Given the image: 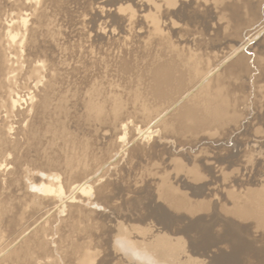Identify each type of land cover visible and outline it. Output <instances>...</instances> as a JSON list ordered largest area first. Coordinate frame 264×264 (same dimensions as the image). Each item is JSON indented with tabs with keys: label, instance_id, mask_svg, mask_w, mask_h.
<instances>
[{
	"label": "rangeland",
	"instance_id": "obj_1",
	"mask_svg": "<svg viewBox=\"0 0 264 264\" xmlns=\"http://www.w3.org/2000/svg\"><path fill=\"white\" fill-rule=\"evenodd\" d=\"M250 1H257L258 18L245 22L236 39V21L226 6L231 0H181L177 14L161 8V35L155 43L148 0H0V164L6 163L0 171V264H81L83 257L91 264H264V54L257 68L252 57L247 60L251 71L246 76L251 77L245 83L256 84L247 87L249 92L242 96L234 87L237 81L221 83L222 97L212 108L229 110L219 111L216 119L222 123L215 119L213 129L190 130L184 120L185 130L160 128L139 142L137 133L159 109L151 97L128 103L134 86L155 85L158 58L172 64L171 81L163 84H170V92L179 84L190 89L179 93L174 107L183 93L196 94L208 78L199 82L202 73L220 65L218 72L233 49L263 37L264 0ZM42 91L47 96L40 114L30 122L19 119L26 107L13 100L37 101ZM113 104L122 107L115 112ZM102 106L107 109L99 116ZM49 109L57 118L52 125L43 123ZM51 126L55 137L48 147L49 135L43 138L42 128ZM133 145L139 148L129 152ZM41 172L69 179L59 184L58 193L54 183L49 199L103 173L99 181L112 184L101 194L107 192L110 200L103 209L90 208L102 210L108 219L97 224L77 213L63 223L68 207L56 215L55 196L40 203L27 195H46L29 184ZM177 200L196 205L192 211L180 210Z\"/></svg>",
	"mask_w": 264,
	"mask_h": 264
},
{
	"label": "bare ground",
	"instance_id": "obj_2",
	"mask_svg": "<svg viewBox=\"0 0 264 264\" xmlns=\"http://www.w3.org/2000/svg\"><path fill=\"white\" fill-rule=\"evenodd\" d=\"M148 1H150V6H151V8H152V14H150L151 16H150V18H151V24L150 25H152V29H153V37L152 38H154V40H153V42H155V43H157V40L159 39L158 37H160V35H161V30H160V22H159V13H160V11H162V10H160L161 8L162 9H164V8H166L167 7V9H168V11H169V9H170V12H172V13H176L177 14V12H179V11H181L182 10V8L183 7H181V5L183 4V2H181V0H148ZM214 1H216V0H214ZM256 2L257 1H250V0H231V2H227V4H226V6L227 7H230L229 8V15L231 16V18H233V20H235L236 21V36H234L235 37V39L238 37V35L240 34V31L242 30L241 28H243V24H245V22H247V21H250V20H254V19H256V18H258V12H257V5H256ZM160 4H164V6L163 7H160ZM244 6V8H247V11L246 12H242V7ZM246 10V9H245ZM208 11V10H207ZM244 11V10H243ZM194 13V12H193ZM201 13V12H200ZM263 13V12H262ZM177 17H179V16H177ZM260 17V16H259ZM178 20V19H177ZM231 20V19H230ZM21 24V26H23V27H25L24 25H25V21L24 20H21V22H20ZM264 27V26H263ZM233 28V27H232ZM260 30H262V27L260 28V29H256V31L254 32V34L255 33H257L258 31H260ZM252 36V35H251ZM259 39V38H258ZM248 41V42H247ZM246 42L244 41V42H242V44L240 45V46H238V47H236V49H233V51L231 52V54H230V58H229V61L227 60V62L225 61V64H223L224 66L216 73L215 72V68L217 67H219V66H215V67H213V68H210L208 71H206V72H204V73H202L201 75H200V78H199V82L203 79V78H206V77H208V78H206L207 79V81H206V83H204L203 84V82H202V84H203V86H201V84L199 85L201 88H199V86H198V91H197V93L196 94H193V95H190V94H187L186 95V97H185V93H183L184 94V98H183V100L181 99V103H178V105L176 106V107H174L173 105L181 98V96L179 97V93L180 92H182L184 89H185V92L187 93V91H189V90H187L186 88H187V86L188 85H181V84H179V85H176L175 87H172L173 88V90L174 91H172V92H170L169 90H168V87L170 86V84L169 85H163L164 83L166 84V83H168L169 81H171V78H170V72H171V68H172V64L170 63V60H168V58H166L167 59V61L168 62H166L165 60H163V63H160L159 62V58H158V62H154V64H156V65H154V68H153V84L155 83V85H138V86H134V88H133V91H132V98H131V101H129L128 103H130L131 105H135V103H137L138 101H140V99L141 98H144V100H145V98L147 99L148 97H151V98H153V100L152 101H150L151 103L152 102H155V103H157V106H158V109H159V112H157L156 114V117H155V119H153V117H152V120L153 121H151L150 120V122H152V123H150V125L143 131V130H140L141 128V126L139 127L140 129V131L137 133V135H138V139H139V142H140V140L142 141V140H145V138H148V139H150V137L152 136L153 137V135L155 136V133H157L158 132V130L160 129V128H162V132H164L166 129H171V130H174V131H182V130H185V129H181L182 128V125H184V124H181L182 122L181 121H183L184 122V120L186 121V120H188L189 122H190V125L188 124L187 125V127H184V128H188V129H190V130H194V129H198L199 127H202V125H203V127L204 126H209L211 129H213L212 128V124H216L218 121H220L221 122V120L220 119H216V118H218L219 117V115L221 116V114H219V111H223L224 112V110H225V112L227 111V110H229V109H227V108H224L223 109V107L222 106H224V105H222V99H221V103H220V105H222L221 107H222V109L223 110H214L213 108H212V103H214L213 101H215V100H217L218 99V101H219V99L222 97V92H223V90L220 88L221 86V83H223V82H228V80H230V82H232V81H237V83L236 84H234V87L235 88H237L238 90H240V91H242V96H243V91H245L246 89H248V88H252L253 87V83H254V81L253 82H251L250 83V86L247 84V83H245V79H247L250 75H248V77L246 76L251 70V68L249 67V66H247V67H249V69L246 67V63H247V60L250 58V57H252L251 58V60H252V62L255 64L254 66H256V68H257V66H259L258 64H259V62H260V55L261 54H264V35H263V37L262 38H260V40L259 41H257V42H255V43H253V42H251L252 40H247ZM251 50H253V53H251L250 54V51ZM248 53V54H247ZM249 55V56H248ZM155 56H157L156 54H155ZM154 56V61H155V59L157 60V57H155ZM124 60V59H123ZM264 60V59H263ZM161 61V60H160ZM175 62H173V64H174ZM248 63H249V60H248ZM192 64V63H191ZM133 65V64H132ZM218 65V64H217ZM222 65V64H221ZM188 70V69H187ZM196 70V69H195ZM253 70V69H252ZM254 70H256L255 68H254ZM173 71V70H172ZM258 71V70H257ZM196 72H197V70H196ZM180 72H178V74H179ZM263 72H261L260 71V75L262 74ZM171 74H172V72H171ZM256 74H257V72H256ZM259 74H257L256 76L257 77H255V78H253L255 81H258L261 77H260V75ZM252 75V74H251ZM173 76V75H172ZM171 76V77H172ZM175 76V75H174ZM179 77V76H178ZM247 77V78H246ZM251 77V76H250ZM174 78V77H173ZM177 78V77H176ZM183 80V79H182ZM205 80V79H204ZM179 81V80H178ZM184 81V80H183ZM248 82V81H247ZM184 83V82H183ZM256 83V82H255ZM226 84V83H225ZM248 85V86H247ZM256 85V84H255ZM254 85V86H255ZM172 86V85H171ZM174 86V85H173ZM222 86H223V84H222ZM233 86V85H232ZM225 87V86H224ZM248 87V88H247ZM192 88V87H191ZM233 88V87H232ZM234 88V89H235ZM255 88V87H254ZM224 89V88H223ZM225 89H227L226 87H225ZM230 89H231V87H230ZM187 90V91H186ZM197 90V89H196ZM228 90V89H227ZM194 91V90H193ZM231 91L234 93V91L231 89ZM251 91V90H250ZM253 91V90H252ZM229 92V91H228ZM231 92V93H232ZM236 92H238L237 90H236ZM245 92H249V89L247 90V91H245ZM244 92V93H245ZM194 93H195V91H194ZM239 94V93H238ZM154 97H153V96ZM190 95V96H189ZM223 95H224V93H223ZM228 95H230V92L227 94V96ZM232 95V94H231ZM236 95H237V93H236ZM37 96H39L38 98V100L37 101H33V99H28V97H25V98H23V99H20V102L19 101H17L16 99L15 100H13V105H16V104H18V106L20 107V105H23L24 107H26V110H21L20 112H18V116H19V119L20 118H27V121L28 122H30L32 119H34V118H36L39 114H40V110L42 109V106L44 105V99L46 98V96H47V94L46 93H44L43 91H42V95L41 94H37ZM226 95H224L223 96V98L225 97ZM241 96V95H240ZM179 97V98H178ZM229 97V96H228ZM235 97V96H234ZM234 97H232L231 98V100L234 98ZM237 97V96H236ZM241 98H244V97H241ZM239 99H240V97H239ZM247 99V98H246ZM172 101V100H174V101H172V103L170 104V105H168V106H166L167 105V103H169V101ZM148 101V100H147ZM227 101V100H226ZM225 101V103H226V105H227V102ZM237 101V100H236ZM256 101V100H255ZM125 102H127V101H125ZM242 102H243V99H242ZM242 102H241V104H242ZM247 102H248V100H247ZM247 102H246V104L245 105H247ZM128 103L126 104V105H128ZM149 103V102H148ZM232 103V102H231ZM234 103H236V102H234ZM251 103V102H250ZM139 104V103H138ZM145 104V103H144ZM143 104V105H144ZM154 104V103H153ZM233 104V103H232ZM238 104V103H237ZM244 104V103H243ZM253 104V103H252ZM114 105V104H113ZM147 105V104H146ZM149 105H152V104H149ZM230 105V104H229ZM22 106V108H24ZM154 106V105H153ZM173 106V107H172ZM219 106V105H218ZM233 106V105H232ZM231 106V107H232ZM239 106H240V104H239ZM252 106V105H251ZM112 107V106H111ZM122 107V104H116V105H114V111L116 110V108L117 109H120ZM139 107H141V106H139ZM225 107H227V106H225ZM235 107V106H234ZM250 107V106H249ZM130 108V107H129ZM128 108V109H129ZM136 108V107H135ZM138 108V107H137ZM136 108V109H137ZM142 108V107H141ZM147 108V107H146ZM152 108V107H151ZM155 108H156V105H155ZM216 108V107H215ZM228 108H230V107H228ZM241 108V107H240ZM21 109V108H20ZM25 109V108H24ZM105 109H107L105 106H102V107H100V108H98L97 109V112H96V114L97 115H99V116H102V114H103V111H105ZM139 109V108H138ZM148 109H150V108H147V111L146 112H149L148 111ZM157 108L155 109V111L156 110H158ZM218 109H221V108H218ZM243 109V107L241 108V110ZM245 109V108H244ZM28 110V112L29 113H26V114H24V112H26ZM112 110V109H111ZM131 110V109H130ZM135 110V109H134ZM139 110H141V109H139ZM153 110V114H155L154 113V108L152 109ZM214 110V111H213ZM231 110V109H230ZM235 110H238V109H235ZM240 110V111H241ZM117 111V110H116ZM115 111V112H116ZM145 111V110H144ZM239 111V112H240ZM111 112V111H110ZM137 112V111H136ZM141 112V111H140ZM223 112H222V114H223ZM224 112V113H225ZM113 113V112H112ZM139 113V112H138ZM137 113V114H138ZM151 113V112H150ZM230 113V112H229ZM238 113V112H237ZM236 113V114H237ZM240 113H242V112H240ZM240 113H238V115L240 114ZM244 113V112H243ZM107 114H109V112H107ZM226 114V113H225ZM104 115V114H103ZM110 115V114H109ZM112 115V114H111ZM144 115H145V112H144ZM144 115H142V116H144ZM147 115H149V114H146L145 116H147ZM228 115V114H227ZM231 115H232V113H231ZM229 117H230V115H228ZM97 117V116H96ZM150 115L147 117V118H149L150 119ZM226 118V117H225ZM233 118V117H232ZM239 118H240V116H239ZM57 118L55 117V115L53 114V110L52 109H49L46 113H45V116H44V121H43V123H47V124H53V122L56 120ZM211 119V120H210ZM215 119H216V121H215ZM222 119V118H221ZM230 119V118H229ZM147 120V119H146ZM233 120V119H232ZM238 120V119H237ZM237 120H235V122L237 121ZM229 121V120H228ZM231 121V120H230ZM234 122V121H233ZM234 122V123H235ZM222 123V122H221ZM145 124V123H144ZM187 124V123H186ZM205 124V125H204ZM231 124V123H230ZM220 125V124H219ZM52 127L53 126H51V129H49L48 127H43L42 128V131H43V138H45L44 136H46L47 137V135H49V137H48V139H46V141H45V143H46V145L49 147V146H52V144L51 143H53L52 141H53V139H54V137H55V133H53V130H52ZM206 127V128H207ZM208 127V128H209ZM214 127V126H213ZM217 127V126H216ZM205 128V129H206ZM207 128V129H208ZM238 128V127H237ZM210 129V130H211ZM216 129V128H215ZM217 129H218V127H217ZM198 131H199V129H198ZM202 131L203 132H201V133H199V134H204V130L202 129ZM206 131V130H205ZM217 131V130H216ZM159 134H160V132H159ZM206 134H208V132L206 133ZM212 135H213V133H212ZM214 135H215V133H214ZM219 135V134H218ZM156 136H157V134H156ZM137 137V136H136ZM135 137V138H136ZM157 138H158V136H157ZM200 138V137H199ZM198 138V139H199ZM202 138H203V135H202ZM238 138V137H237ZM138 139H137V142H138ZM148 139H146V140H148ZM236 139V138H235ZM155 138L153 139V142L152 143H150L149 144V146H148V152H150L152 149H154V145H155ZM202 140V139H201ZM149 141V140H148ZM147 141V142H148ZM146 142V143H147ZM151 142V141H150ZM128 142L126 141V143H124L123 145H122V150L117 154L118 156H120V155H122V153H123V147L124 146H126V144H127ZM149 143V142H148ZM198 144V143H197ZM138 145H139V143H138ZM143 145H145L144 143H143ZM142 145V146H143ZM53 147V146H52ZM207 147V146H206ZM125 148V147H124ZM127 148V147H126ZM137 148H139L138 146H132L131 148L129 147V152H131V151H134L135 149H137ZM146 148V147H145ZM198 149H200V148H198ZM222 150H223V148H221ZM227 149V148H226ZM196 150V149H195ZM202 150H204V149H202ZM220 150V149H219ZM125 151V150H124ZM226 151H229L228 149L226 150ZM219 152H221V151H219ZM218 152V153H219ZM125 153V152H124ZM226 153V152H225ZM230 153V152H229ZM220 154V153H219ZM226 155V154H225ZM222 156V155H221ZM224 158V157H223ZM8 159V158H7ZM6 161V160H5ZM5 161H4V163H5ZM67 161V160H66ZM115 161V158L113 159V161H111L110 163H108V164H111L112 162H114ZM59 162V161H58ZM12 163V162H11ZM11 163H10V165H11ZM65 164V163H64ZM8 165H9V163H8ZM68 165V164H67ZM63 166V165H62ZM190 168V167H189ZM185 169H188V168H184V170ZM6 170V163L5 164H0V171H2L3 173H4V171ZM179 170H180V168H179ZM183 170V171H184ZM191 170H193V169H191ZM197 171V170H196ZM182 172V171H181ZM186 173V172H185ZM189 172H187L186 173V175L188 174ZM103 175V173H100V174H97L96 175V177H92L91 178V176H90V178H86V179H84L83 181H79V183H77V184H73L70 188H69V190H68V193L66 194V195H64V196H60V194H57V195H53V196H55V199H53V200H56V204H55V211L57 212L56 213V215H58L59 216V214H62L61 213V211H62V209L64 210V208H67L68 209V217L66 218V219H63L62 220V222L64 223V222H67V220L69 219V216L70 215H73V214H77V213H84V215H85V217H88V218H90L91 220H93V221H97L96 223L98 224H100V223H104L105 222V220H106V214L105 213H103V211L101 210V209H103V208H105V206H107V203L109 202V200H110V197H109V195H107V192H106V195L105 196H102V194H101V192H103V191H105V190H107V188H109L110 186H111V184H112V182L111 181H109V179H106L105 178V180H103L102 182H100L99 181V178H101V176ZM198 175H199V173H198ZM188 176H189V174H188ZM192 176V175H191ZM194 176H196V174H194ZM193 176V177H194ZM62 178V177H61ZM61 178L59 177V175L56 173V174H48V173H46V172H41V174L40 175H32L31 177H30V181H29V184H30V186L31 187H33L34 189L36 188L39 192L41 191V192H43V193H45L46 195L45 196H42V195H39V193L38 194H27L28 195V197H29V195L30 196H36L39 200H40V203H46V201H49V200H51L52 198H54L53 196L51 197V199H49V197H48V195L49 194H51V193H53V192H55L56 191V188H57V193H58V191H61V190H58L60 187H59V184H61V182L62 183H68V181H69V179H67L66 180V178L64 177V178H62V180H61ZM80 178H82V177H80ZM80 178H77V179H80ZM190 178V177H189ZM188 178V179H189ZM196 179H198V178H196ZM76 181H78V180H76ZM76 181H74V182H76ZM165 181H166V179H165ZM171 182V181H170ZM54 183H57V187L55 188L53 185H54ZM166 184H168L167 182H166ZM171 184V183H170ZM162 185V184H161ZM173 185H175L174 183H173ZM61 186V189H62V185H60ZM166 186V185H165ZM30 187V188H31ZM59 187V188H58ZM68 187V186H67ZM32 188V189H33ZM65 189H66V186L64 187ZM166 188H167V186H166ZM192 189H193V187H191ZM65 189H63V190H65ZM165 189V188H164ZM67 190V189H66ZM93 190V194H90V192ZM112 190V189H111ZM173 190V189H172ZM171 190V191H172ZM177 190V189H176ZM191 190V189H190ZM178 191H180V190H178ZM194 191V193L196 194L197 192H195V189L193 190ZM199 191V190H198ZM110 192V191H109ZM166 192V191H165ZM191 192H192V190H191ZM191 192H190V194H191ZM60 193H64V192H60ZM164 193V192H163ZM177 193V192H176ZM180 193H182V192H180ZM105 194V193H104ZM162 194V193H161ZM173 194V193H172ZM171 193H170V195H172ZM184 194V193H183ZM26 194H25V196H27ZM63 195V194H62ZM168 195H169V193H168ZM110 196H112L111 194H110ZM174 196V195H173ZM180 195H178V197H179ZM44 197L45 198H48V199H46V200H44ZM183 196H181V198H182ZM196 197V196H195ZM138 198V197H137ZM149 198V197H148ZM163 198V197H162ZM172 198V197H171ZM145 199V198H144ZM150 199V198H149ZM168 199H170V198H168ZM185 199V198H184ZM183 199V200H184ZM52 200V201H53ZM140 200H142V199H140ZM183 200H177L178 201V203H176L175 205H176V207L178 208V209H180V210H184V211H192V209H193V207L194 206H192V205H189V204H187V202L185 203V201H183ZM137 201H138V199H137ZM173 201V200H172ZM176 201V202H177ZM196 201V200H195ZM139 202L140 201H138V204H139ZM145 202V201H144ZM147 202V201H146ZM189 202H191V201H189ZM71 203H76V204H71ZM111 203V202H110ZM115 203V202H114ZM172 203V202H171ZM2 204V203H1ZM48 204H50V203H48ZM191 204V203H190ZM3 205V204H2ZM1 205V206H2ZM110 205V204H109ZM108 205V207H109V209H110V206ZM144 205V204H143ZM142 205V206H143ZM175 205H173V207L175 206ZM194 205H196V204H194ZM201 205V204H200ZM90 206H95V208L96 207H102L100 210L101 211H98L99 209L97 208V209H93V207L92 208H90ZM112 206V205H111ZM198 206V205H197ZM206 206V205H205ZM113 207V206H112ZM136 207H138V205H136ZM145 207V206H144ZM175 207V208H176ZM196 207V206H195ZM202 207V206H201ZM176 208V209H177ZM197 208V207H196ZM203 208V207H202ZM108 209V210H109ZM146 209H148V207L146 208ZM154 209V208H153ZM152 209V210H153ZM177 209V210H178ZM198 209H200V208H198ZM116 210V209H115ZM149 210V209H148ZM148 210H146V211H148ZM106 211V210H105ZM142 211V210H141ZM157 211V210H156ZM161 211H162V209H161ZM179 211V210H178ZM201 211H203V210H201ZM144 212V211H143ZM150 212V211H149ZM154 212H155V210H154ZM159 212V211H158ZM204 212V211H203ZM65 213V212H64ZM67 213H66V215H67ZM183 213V212H182ZM186 213V212H185ZM184 213V214H185ZM198 213V212H197ZM162 214V213H161ZM164 214V213H163ZM194 214V213H193ZM192 214V215H193ZM62 215H64V214H62ZM238 215V214H237ZM240 215V214H239ZM61 216V215H60ZM163 216V215H162ZM168 216V215H167ZM165 217V216H164ZM152 218V217H151ZM218 218V217H217ZM87 219V218H86ZM108 219V218H107ZM160 219H161V217H160ZM163 219H166V218H163ZM163 221V220H162ZM165 221V220H164ZM168 221V220H167ZM166 221V222H167ZM69 222V221H68ZM107 222V221H106ZM169 224H172V222L171 223H169ZM178 223H176V225H177ZM198 224V223H197ZM196 224V225H197ZM203 224V223H202ZM211 224V223H210ZM105 225V224H104ZM173 225H175V224H173ZM172 225V226H173ZM175 225V226H176ZM194 226V225H193ZM201 226V225H200ZM206 226V225H205ZM195 227V226H194ZM197 227H199V226H197ZM178 228V227H177ZM201 228V230H202V227H200ZM204 228V227H203ZM173 229V228H172ZM196 229H198V228H196ZM181 234V233H180ZM121 235V234H120ZM124 236V235H123ZM122 238V237H121ZM121 238L117 241V242H119L120 243V240H121ZM62 240V239H61ZM151 240V239H150ZM156 240V239H155ZM154 240V241H155ZM125 242L126 241H124V244H125ZM127 243V242H126ZM127 246V245H126ZM2 247V246H1ZM132 250V249H131ZM136 250V249H135ZM141 251V250H140ZM138 252V251H137ZM145 254V253H144ZM147 254V253H146ZM149 254H151V253H149ZM148 254V255H149ZM170 254V253H169ZM88 255H89V253H88ZM139 255V254H138ZM168 255V254H167ZM147 256V255H146ZM162 256H164V257H166V255L164 254V255H162ZM134 257V256H133ZM143 258V257H142ZM145 259L146 258H148V257H144ZM82 259V258H81ZM144 259V260H145ZM149 259H151V257L149 258ZM154 259H155V257H154ZM154 259H152V260H154ZM169 259H171V258H169ZM92 260V259H91ZM151 260V261H152ZM156 260V259H155ZM162 260V259H161ZM82 262H81V264H89L90 263V258L88 257V258H86L85 260H84V257H83V260H81ZM92 262V261H91ZM153 262H155V261H153ZM161 262V261H160ZM91 264V263H90Z\"/></svg>",
	"mask_w": 264,
	"mask_h": 264
}]
</instances>
